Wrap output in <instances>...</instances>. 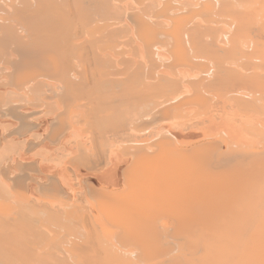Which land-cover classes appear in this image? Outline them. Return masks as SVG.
Segmentation results:
<instances>
[{"label": "rangeland", "instance_id": "obj_1", "mask_svg": "<svg viewBox=\"0 0 264 264\" xmlns=\"http://www.w3.org/2000/svg\"><path fill=\"white\" fill-rule=\"evenodd\" d=\"M9 1L0 0L1 6ZM29 1L33 5V0ZM98 1H102L103 5L99 6ZM154 1L155 5L151 6L148 4L150 0H74L89 6L92 14L85 21L74 13H62L69 26V33L64 28L65 32L63 26L55 27L60 28L58 34L63 30L66 33L67 37L60 35L62 38L56 31L58 36H55L54 30H50L52 28H29L34 34L32 31L30 33L25 26L23 11H15L13 15L12 10L1 7L0 233L6 231L7 234H0V238L7 239L8 247L3 240L0 242L5 250L0 248V264H87L88 257L97 259V255L102 260L113 259V252L117 249L126 251L132 258L126 264H133L145 251L141 249L144 238V242L156 240L159 248L165 251L182 241L186 243V235L176 230L179 228L176 222L181 218L177 215L181 213L180 207L176 205L177 209L170 208V198L165 197L173 194L171 187L163 188L165 192L162 193L163 200H160L158 197L161 193L157 191L160 186L155 183L156 180L152 181V177H155L152 173L158 171L156 168L160 170L172 161L179 170L185 169L183 165L188 164L185 167H190L186 168L189 172L193 166L197 170L204 166L208 175L209 172L218 175L222 171L221 174L229 181L236 174L232 180L240 182L247 201L250 200L249 194L256 193L255 187H258V191L254 200L259 198V202L264 201L259 189L264 181L262 56L255 54L256 57H250L253 50L245 43L239 49L226 51V45L219 42V35L220 29L222 31L229 27H221L218 23L221 21L223 24L226 19L222 21V16L215 14L216 10L211 11L210 6H199L201 0H177L172 1L171 5L168 0ZM211 2L217 5L214 0ZM6 5L8 8L9 4ZM176 6L180 8L179 11V8L173 9ZM189 8L192 9L188 12L186 9ZM105 9L114 13L106 17L98 13V10ZM199 15L203 23L206 20L210 25L219 24V27L214 26L219 33L215 40L217 49H210L207 45L194 49L188 44L184 27L189 29L195 22L202 23ZM212 20L218 21L214 23ZM4 28L12 31L10 39L2 35ZM35 34L40 37L45 35V38L40 39L37 35L39 42ZM173 39L179 42L174 43ZM2 41L5 44H1ZM244 63L252 64L247 67ZM244 66L248 68L247 71ZM220 69L228 76L226 80H223L225 77L220 79ZM241 105L245 110L240 108ZM244 157L256 163L251 165V160L248 162L251 166L245 167L244 164L248 163ZM202 159L203 164L199 163ZM196 160H199V164H195ZM182 161L186 164L180 166ZM239 161L244 167L240 168L242 164L237 166ZM152 163L161 166L153 169L155 166L151 168ZM171 164V168L163 167L159 174L166 172L165 169L178 172ZM197 164L202 165L197 168ZM3 166H6L3 170L8 167L9 171H3ZM202 168L199 171L205 174ZM242 168L247 169L244 171ZM149 169H153L151 174L148 171L151 179L145 174ZM137 172L140 181L135 179ZM155 175L157 178L158 174ZM145 179H149L148 185ZM136 180L138 183H135ZM250 180L253 185H248ZM142 181L144 184L141 183L140 187L139 182ZM244 196L240 197L239 203L243 202L241 199L246 201ZM160 205L164 206L163 211H159ZM252 207L245 208V211ZM255 207L259 209L257 205ZM169 209L174 214L168 220H172L170 226L167 222L160 227L162 216H166ZM249 210L246 219L257 217L255 214L262 212L260 209L259 213H250ZM199 211L202 212L200 207ZM198 216L206 217H203L204 213ZM175 217L179 219L176 218V221ZM142 220L149 222L145 224ZM135 221L149 228L140 229L139 224L135 227ZM129 223H132L131 226ZM125 225L130 227L128 233L125 232ZM88 229L89 232L92 229L91 234ZM147 229L156 238L148 235ZM11 234L13 239L8 237ZM16 234L21 237L18 236L19 241L14 239ZM130 234L136 236L135 239ZM22 235L28 242L24 236L26 242L22 239ZM30 237L33 243L37 240L40 242H36L37 247L34 245L38 250L32 248L35 252L31 249L33 244ZM68 237L77 244L87 242L92 237L93 240H90L94 243L90 245L87 242L88 246L82 242L84 248L86 244V250L80 244L81 248L78 246L79 249H76V246L74 249L72 245L76 243H70ZM8 239H11V243ZM20 239L26 245L30 242L32 246L25 247L22 243L20 248ZM15 242H19V245H15ZM122 242L126 245L125 250L120 246ZM69 244L72 249L68 247ZM88 247L93 251H89ZM174 253L175 250L171 254ZM161 254L158 252L155 257ZM179 255L177 253L175 256ZM116 256L119 258L120 255Z\"/></svg>", "mask_w": 264, "mask_h": 264}, {"label": "bare ground", "instance_id": "obj_2", "mask_svg": "<svg viewBox=\"0 0 264 264\" xmlns=\"http://www.w3.org/2000/svg\"><path fill=\"white\" fill-rule=\"evenodd\" d=\"M11 1V0H10ZM10 1H9V3H4V2H2V3H4V6H5V8L6 9H8L9 11L10 10H12V13H13V15H15L14 14V12L15 11H23L24 13H23V17H24V20H25V26H26V29L30 32V31H32L31 29L29 30V28H52V29H50L51 31L52 30H54V32H53V34H56L57 33V30L58 29H60V28H58V29H56L57 27H60V26H63V29L65 28L66 30H67V28L69 27V26H67V21L66 20H64L63 19V14L62 13H68L69 15H71V13H74L76 16H78L81 20H85V21H87L88 20V18H89V16H90V14H92L91 12H92V9L89 7V6H86L84 3L82 4V3H76V2H74V0H33V5H31L30 4V1L29 0H12L13 1V3L10 5ZM169 2H170V5H171V3H172V1L174 2V1H177V0H168ZM178 1H181V0H178ZM177 1V2H178ZM192 1H195V0H192ZM202 1V3L201 4H199V6H203L202 8H204V6H210L211 7V11H215L216 10V12H215V14H217L218 13V15H220V16H222V21L223 20H225L226 19V21L224 22L223 21V24H222V22L221 21H218V20H212L214 23H215V21H218V23L220 24V26L222 25V26H228L229 28L228 29H226V30H222L221 31V29H220V35H219V37H220V40H219V42L221 43V44H224V45H226V48H225V50L226 51H234V50H236V49H239L240 48V46H242V44H246V45H248L250 48H251V50H253V51H251L252 53L253 52H255L253 55H257L258 56V54H259V56L258 57H260V55L262 56V61H264V58H263V55H264V0H214L215 1V3L217 4L216 6H215V4L213 5L212 4V0H201ZM6 4H9L10 5V7H9V5H8V8H7V5ZM98 4H99V6H101V5H103V2L102 1H98ZM148 4H150L151 6H154L155 5V1L154 0H150V2H148ZM239 5V6H238ZM4 6H3V4H2V6H1V3H0V9H2L1 7H3L4 8ZM21 8H20V7ZM172 6H175V5H172ZM198 6V7H199ZM213 6H215V7H213ZM22 7H23V10H21L22 9ZM182 7V6H181ZM177 8H179L178 6H176L175 8H173L174 10L175 9H177ZM20 9V10H19ZM25 9V10H24ZM185 9V8H184ZM192 9V8H191ZM190 8L189 9H186L188 12H189V10H191ZM178 11L180 10V8L179 9H177ZM181 10H183V8L181 9ZM194 10V12H195V8L193 9ZM187 12V13H188ZM98 13H100V15H103V16H109V15H111L112 13H114V12H110V11H108V10H104V11H100V10H98ZM116 13V12H115ZM191 13H193V12H190V14ZM178 14V13H177ZM186 14V13H185ZM73 17V16H72ZM225 17V18H224ZM227 17L229 18V19H227ZM198 18H200V20H202L201 19V16L199 15V17ZM1 20V19H0ZM208 20V19H207ZM175 21H178L177 19H175ZM210 21V20H209ZM208 22V21H207ZM206 20H204V23H203V20H202V23L201 22H195L192 26H190L189 27V29H186V27H184V29H185V32H186V36L188 37V44L189 45H191L192 47H194V49H202L203 47H204V45H207L210 49H213V48H218V46L217 47H215L217 44H216V42H215V40L217 39V36H218V34L219 33H217V29L215 28L216 26H218L219 27V24L217 25L216 23H215V25H210V23H209V25H207L206 23ZM221 22V23H220ZM227 22V24L226 25H224V23H226ZM206 24V25H205ZM66 25V26H65ZM177 25V24H176ZM206 27V28H202V27ZM215 26V27H214ZM221 26V27H222ZM56 27V28H55ZM226 28V27H225ZM56 29V30H55ZM64 29V30H65ZM4 31H3V33L4 34H2V35H4V36H6V38H11L12 37V31L10 30V29H8V28H4L3 29ZM64 30H63V32H60L58 35H59V37H60V35H66V33L64 34ZM65 30V32H67ZM213 30V32L211 33V31ZM50 31V32H51ZM55 31H56V33H55ZM206 31V32H205ZM31 33V32H30ZM32 33L34 34V32L32 31ZM68 33H69V31H68ZM181 33V32H180ZM182 33H183V31H182ZM206 33H210V34H206ZM55 35V36H58V35ZM221 34H222V36H221ZM38 35V34H37ZM36 34H35V37L37 36ZM179 35H181V34H179ZM185 35V34H184ZM39 36V35H38ZM45 35H43L42 37H40V39L41 38H43ZM39 37H36L37 38V40L39 39ZM63 37V36H62ZM62 37H60V38H62ZM66 37H67V35H66ZM66 37H64V38H66ZM45 38V37H44ZM47 38V37H46ZM40 39L38 40L39 42H40ZM207 39V42H205V40ZM49 40V39H48ZM181 40V39H180ZM52 41V40H51ZM181 41H183V39L181 40ZM173 42L174 43H178L177 42V39H176V42H175V40L173 39ZM185 42V41H184ZM3 43V41L1 42V44ZM38 43V42H37ZM183 43V42H182ZM219 43V44H220ZM3 44H5V43H3ZM208 48V49H209ZM208 50V51H210V53H212V51L211 50ZM88 50V49H87ZM207 50V49H206ZM200 51V50H199ZM214 51H216V50H214ZM252 53H251V55H252ZM213 54V53H212ZM205 55H206V53H205ZM250 55V57H256V55L255 56H251ZM260 58H258V59H256V60H259ZM253 61L255 60L254 58L252 59ZM212 62V61H211ZM249 64H252V63H249ZM249 64H245L244 63V65H246L247 67L248 66H250ZM225 65H226V63H225ZM229 65V64H228ZM252 66V65H251ZM255 65H253L252 67H254ZM258 66V65H257ZM252 67H250V69L252 68ZM244 68H245V66H244ZM248 69V68H247ZM247 69L245 68V70L247 71ZM254 69H256V68H254ZM254 69H252V70H254ZM264 69V68H263ZM256 71H258V70H256ZM262 71V70H261ZM254 72V71H253ZM218 74H220V79H222V77H225L223 80H226L227 78H228V76L226 77V75H225V72L222 70V69H220L219 71H218ZM23 75V74H22ZM264 79V78H263ZM223 80H221L220 82H222ZM30 85V84H29ZM28 85V86H29ZM32 85H33V83H32ZM26 88H27V85H26ZM25 88V89H26ZM22 90H24V89H22ZM21 90V91H22ZM82 90V89H81ZM46 91V90H45ZM249 95V94H248ZM108 96H109V94H108ZM237 98V100H238V97H236ZM240 98V97H239ZM110 99V98H109ZM233 99H235V98H233ZM241 99V98H240ZM233 101H235L236 102V100H233ZM240 101V100H239ZM248 103V102H247ZM238 104V103H237ZM251 105V104H250ZM242 106L244 107V105H241V107L240 108H242ZM252 106V105H251ZM238 107V106H237ZM239 108V107H238ZM20 109V108H19ZM243 109V108H242ZM16 110H18V109H16ZM243 110H245V109H243ZM252 110H254V109H252ZM255 111H257L256 109L254 110V112ZM17 112V111H16ZM258 112V111H257ZM2 113V112H1ZM6 113V112H5ZM8 114V113H7ZM6 114V117L8 116ZM13 116V115H12ZM11 116V117H12ZM23 117H24V115H22ZM16 117V116H15ZM14 117V118H15ZM25 118H26V116H25ZM13 119V118H12ZM14 120V119H13ZM15 121V120H14ZM17 121V120H16ZM15 121V122H16ZM12 122V121H11ZM19 122V121H18ZM17 124V123H16ZM36 127V126H35ZM17 130V129H16ZM15 130V131H16ZM13 133V132H12ZM11 134V133H10ZM12 135H14V133L12 134ZM20 137V136H19ZM196 147V146H195ZM262 155V154H261ZM260 155V157H262ZM245 156V155H244ZM259 157V158H260ZM201 159V158H200ZM242 159V161H243V158H241ZM240 159V160H241ZM244 159H246V157H244ZM189 160V159H188ZM252 160V159H251ZM250 160V161H251ZM261 160V159H260ZM171 161V160H170ZM190 161V160H189ZM197 161V160H196ZM195 161V164L196 163H198V161L196 162ZM203 159L201 160V162H199V163H202L203 164ZM249 160H248V158L246 159V163H248V162H250ZM253 161V160H252ZM257 161H258V156H257ZM264 161V160H263ZM173 162V161H172ZM171 162V163H172ZM181 162V161H180ZM240 162V161H239ZM259 162V161H258ZM170 162H168V164L166 165V167L168 168V167H170V164H171ZM185 163V161H182V163H180L181 165L180 166H182L183 164ZM192 163L194 164V162L192 161ZM198 163V164H199ZM243 163H244V161H243ZM254 163V161L251 163V165ZM256 163V162H255ZM254 163V164H255ZM153 164V163H152ZM186 164V163H185ZM198 164L196 165V166H198ZM201 164V165H202ZM228 164V163H227ZM238 164H242L241 162L240 163H237V166H238ZM253 164V165H254ZM259 164V163H258ZM262 164V163H261ZM4 165V164H3ZM171 165H174V163H172ZM188 165V164H187ZM187 165H185V166H187ZM200 165V166H201ZM245 165V167L246 166H251V165H249V163H248V165L247 164H244ZM7 166V165H6ZM6 166H3L2 167V170H3V168L4 167H6ZM155 166V164H153L152 166H151V168L152 167H154ZM159 166H161V165H159L158 164V166H155L153 169H155L156 167H159ZM184 165H183V167L185 168V169H182V170H179L178 168H177V166H176V168H177V170H179L178 172L177 171H175L174 169H170V171L168 170H166L165 169V171L166 172H163L162 174H159V173H161L162 172V170L164 169V168H166V167H164V166H162V169H160L161 170V172H160V170L158 169V168H156L158 171H157V173H155V174H158V176H157V178H155L156 177V175L155 174H153L152 173V175L153 176H155V177H152L153 179H152V181H154L155 182V180H156V182L155 183H157L160 187H157L158 188V193H161V195L158 197L160 200H163V196H162V193H164L165 191H164V189L163 188H168V187H171V189H172V193L173 194H171L170 196H165V197H168V198H170L169 199V203H170V208H174V209H177V207L178 206H176V205H179V211H181V213H179V214H177V215H179V218H177V217H175V219L177 218V219H179L178 220V222H176V224H178L179 223V228L178 229H176V230H178L179 231V233L181 232L182 233V235L184 234V235H186V238H188L187 239V241H186V243L185 242H181V243H178V244H175V246L173 245V249H171V250H163V249H161V248H159V246L157 245V243H156V240H152L150 243L148 242V241H146V242H144V240L146 239V238H144L143 236H144V233H145V230H144V233H142V231H141V233L143 234H140V235H142V237L144 238L143 240H141V241H143L142 242V244H141V249H143L144 248V252H142L141 253V255L139 256V258H137L138 259V261L136 262V263H133V264H264V201H262V202H259V201H261V200H259V198H257V201H256V199L254 200V195L255 194H257V191H258V187L256 188L255 187V189L257 190V191H255L254 193V195L252 194V195H250L249 193H251L250 192V190H251V188L250 187H248V185H253L252 184V182H251V180L249 181L250 183L246 186L247 187V190L249 191V193L248 192H246L247 194H249L248 195V198L250 197V200L249 201H247V196L245 195L244 196V193H245V190H244V188H241L240 186H239V184H240V182L238 183H236L234 180H232L234 177H235V175H234V177H232L231 176V180L229 181V180H227L228 178L227 177H225V176H223L222 174H221V172H220V174H221V177H220V174L218 173V175H215L214 173H212L211 174V172H209V174L210 175H208L207 173V171H205V168H204V166H202L201 168H202V170L203 171H205V174H203L204 172H201V171H199V170H201V168L200 169H196L194 166L190 169V172H189V170H186V168L187 167H185ZM200 166H198L197 168H199ZM240 166V165H239ZM238 166V167H239ZM243 166V164L240 166V168ZM256 166V165H255ZM164 167V168H163ZM173 167V166H172ZM229 166H227V168H228ZM244 167V166H243ZM253 167V166H252ZM23 168V167H22ZM160 168V167H159ZM174 168H175V165H174ZM175 168V169H176ZM188 168H190V167H188ZM187 168V169H188ZM239 168V169H240ZM248 168V167H247ZM247 168H245V169H247ZM251 168V167H250ZM254 168V167H253ZM259 168V167H258ZM262 168H263V166H262ZM7 170L9 169L8 167L6 168ZM6 169H4V170H6ZM37 169V168H36ZM153 169H149V170H147L146 172L147 173H145V174H147L146 175V177L148 176V178L149 179H151L150 178V176H152V175H150L151 174V171L153 170ZM229 169H230V167H229ZM244 168H242V170H243ZM245 169H244V171H245ZM3 170V171H4ZM132 170V169H131ZM221 170V169H220ZM241 170V171H242ZM255 169H253V171H254ZM263 170V169H262ZM9 171V170H8ZM148 171H150V174L148 175ZM198 171L200 172V173H202V174H199L198 173ZM240 171V170H239ZM249 171V170H248ZM247 171V172H248ZM253 171H251V172H253ZM256 172L258 171V169L257 170H255ZM153 172V171H152ZM156 172V171H155ZM207 172V173H206ZM217 172V171H216ZM215 172V173H216ZM224 173H225V171H223ZM36 173V172H35ZM140 173V172H139ZM226 173H228V172H226ZM235 173V172H234ZM233 173V174H234ZM262 173V172H261ZM136 174V173H135ZM140 174H142V175H144L145 176V174L144 173H140ZM207 174V175H206ZM217 174V173H216ZM230 174V173H229ZM248 174H249V172H248ZM263 174V173H262ZM238 175H240V174H238ZM250 175V174H249ZM253 175V174H252ZM264 175V174H263ZM138 176V172H137V175H136V178L134 177V175H133V177L135 178V179H137V180H139L138 178L139 177H137ZM228 176V175H227ZM241 176V175H240ZM244 176V175H243ZM254 176H256V175H254ZM0 177H1V175H0ZM30 177V176H29ZM132 177V178H133ZM146 177H143V178H146ZM230 177V176H229ZM2 178V177H1ZM134 178H133V180H134ZM143 178L141 179V180H143ZM222 178H224V179H222ZM227 178V179H226ZM244 178V177H243ZM246 178V177H245ZM247 178H249V177H247ZM253 178V177H252ZM255 178V177H254ZM149 179H147V180H149ZM238 179V178H237ZM263 179V178H262ZM137 180H136V182L135 183H138L137 182ZM146 180V179H145ZM147 180H146V182H145V184H147L148 185V183H147ZM224 180V181H223ZM226 180V181H225ZM239 180V179H238ZM264 180V179H263ZM140 181V180H139ZM241 181V180H240ZM262 181V180H261ZM30 182H32V181H30ZM125 182V181H124ZM29 183V182H28ZM135 183H134V185H135ZM140 184H139V186L141 187V183H143V181L142 182H139ZM243 183V182H242ZM257 183V182H256ZM144 184V183H143ZM149 184H150V182H149ZM156 184V185H157ZM260 184H262V183H260ZM259 184V185H260ZM30 185V184H29ZM155 185V186H156ZM241 185V184H240ZM135 186H137V185H135ZM255 186H257V184L255 185ZM9 187V186H8ZM243 187V186H242ZM252 187H254V186H252ZM262 187H263V189H262ZM159 188H161L160 189V191H159ZM249 188H250V190H249ZM254 189V190H255ZM260 190H262V191H264V181H263V186H261L260 188H259ZM9 191H10V189H9ZM131 191V190H130ZM129 191V192H130ZM156 191V192H157ZM242 191H244V193L242 192ZM262 191H260L261 192V195L260 196H262V195H264L263 193H262ZM241 192V193H240ZM131 193V192H130ZM240 193V194H239ZM176 194H182V195H176ZM241 194H243L242 196H241ZM243 196L245 197V199H246V201L245 200H243V199H241V201H243V202H241V203H239V201H240V197L241 198H243ZM251 196H253V197H251ZM259 196V197H260ZM261 198V197H260ZM262 198L264 199V196H262ZM262 199V200H263ZM253 200H254V202H253ZM246 202H248V203H246ZM249 202H250V204H249ZM253 204H252V203ZM256 202H258V203H256ZM1 203V202H0ZM240 204L241 205V207H240V205H238L237 206V204ZM261 203H263V204H261V207H260V204ZM5 204V203H4ZM6 204H8V203H6ZM164 204H166V206L168 207V205H167V203H164ZM259 207V209L258 210H262V212H260V211H258L257 209H256V205ZM243 205V206H242ZM249 205H254L253 207L252 206H249ZM4 206V205H3ZM248 208H250V207H252L251 208V210H249V212L251 213V212H253L254 211V213L257 211L258 213L260 212V214H255V215H257V217L255 218H249V216H248V218L249 219H246V217H245V215L248 213V210H247V212L245 211L246 209H247V207ZM0 207H1V205H0ZM9 207V206H8ZM159 207V206H158ZM162 207H164L163 205L161 206L160 205V210L159 211H163V208ZM198 207V208H197ZM199 207H200V210L202 211L201 213H200V211L199 212H197V210H199ZM240 207V208H239ZM263 207V208H262ZM4 208H5V206H4ZM7 208V207H6ZM155 208H156V210L158 209L156 206H155ZM246 208V209H245ZM256 209V210H255ZM0 210H1V208H0ZM5 210V209H4ZM7 210V209H6ZM8 211V210H7ZM171 211H170V209L165 213L166 214V216L164 215V214H162V213H160L161 215H164V216H162V217H164V218H162L161 219V222H160V227L163 225L164 226V224L165 223H167L168 222V220H169V218L172 216V215H174L173 213H170ZM9 213V211L7 212V214ZM148 213V212H147ZM159 213V212H158ZM198 213H200V214H202V213H204V216L203 217H205V218H202V216H201V218L198 216V215H200V214H198ZM249 213V214H250ZM6 213H5V215H7ZM16 214V213H15ZM144 214H146V213H144ZM143 214V215H144ZM150 214V213H149ZM155 214H156V212H155ZM2 215H4V213L2 214ZM2 215H1V217H2ZM152 215H154V214H152ZM158 216H161V215H159V214H157ZM197 215V216H196ZM258 215H259V217H258ZM17 216V215H16ZM128 216H130V215H128ZM127 216V217H128ZM132 216V215H131ZM144 216H147V215H144ZM251 216H254V214L253 215H250V217ZM147 217H150V216H147ZM198 219H197V218ZM242 217H245V218H242ZM5 218V217H4ZM200 218V219H199ZM11 219V218H10ZM177 219H176V221H177ZM194 219V220H193ZM196 219V220H195ZM12 221H15V220H13V218L11 219ZM16 220H17V218H16ZM1 221V220H0ZM6 221V220H5ZM4 221V222H5ZM8 221L9 220H7V224H8ZM88 221V220H87ZM86 221V222H87ZM143 221V220H142ZM172 221V220H171ZM171 221L170 222H168L167 224L170 226V223H171ZM16 222V221H15ZM130 222V221H129ZM136 222V221H135ZM139 222V221H138ZM146 223H148L149 221H145ZM144 221H143V223H145ZM158 222V221H157ZM88 223V222H87ZM126 223V222H125ZM133 223V222H132ZM132 223H129V225L131 226V224ZM145 223V224H146ZM1 224V223H0ZM85 224V223H84ZM139 225H140V223H138ZM138 224H137V222L135 223V225H137V226H135V227H138ZM141 224H142V222H141ZM144 224V225H145ZM175 224V225H176ZM17 225H20V224H17ZM79 225V224H78ZM89 225V224H88ZM128 225V224H127ZM127 225H125V227H127ZM133 225H134V223H133ZM143 225V224H142ZM142 225H140L139 226V228L141 229V228H149V226H142ZM147 225H149V224H147ZM155 225V224H154ZM153 225V226H154ZM157 225V224H156ZM159 225V224H158ZM2 226H4V225H2ZM8 226H10V225H8ZM22 226V225H21ZM24 226V225H23ZM42 226H44V225H42ZM90 226V225H89ZM112 226V225H111ZM142 226V227H141ZM152 226V227H153ZM1 227V226H0ZM13 227V226H12ZM14 227H15V224H14ZM81 227V226H80ZM112 227H115V226H112ZM117 227H118V225H117ZM151 227V226H150ZM175 227H178V226H175ZM175 227H173V228H175ZM6 228V227H5ZM11 228V227H10ZM22 228V227H21ZM46 228V227H45ZM50 228V227H49ZM48 228V229H49ZM87 228H89V227H87ZM86 228V229H87ZM130 228V227H129ZM128 227L127 228H124V229H126V231L125 232H127L128 233V229H129ZM138 228V229H139ZM3 229H4V227H3ZM133 229V228H132ZM131 229V230H132ZM152 229H154V228H152ZM157 229V228H156ZM9 230V229H8ZM10 230H12V229H10ZM22 230V229H21ZM23 230L25 231V229L23 228ZM53 230V229H52ZM91 230L92 229H90V232H89V229L87 230L90 234H91ZM130 230V231H131ZM155 230V229H154ZM19 231H20V229H19ZM27 231H28V229H27ZM47 231V230H46ZM140 231V230H139ZM147 231L149 232V234L148 235H152V233L150 232V230H148L147 229ZM146 231V232H147ZM156 231V230H155ZM170 231H171V229H170ZM1 232V231H0ZM6 232V231H5ZM5 232H2V233H4V234H7V233H5ZM15 232V231H14ZM38 232V231H37ZM50 232V231H49ZM53 232H54V230H53ZM124 232V233H125ZM147 232V233H148ZM156 232H158V231H156ZM156 232H154V233H156ZM168 232H169V230H168ZM2 233H0V234H2ZM16 233V232H15ZM132 233V232H131ZM160 233H162V231L160 232ZM178 232H177V235L179 234ZM180 233V234H181ZM9 234V233H8ZM22 234V233H21ZM26 234V233H25ZM89 234V235H90ZM122 234V233H121ZM133 234V233H132ZM130 234L131 236H133V235H135V234ZM166 234H167V232H166ZM17 235V237L15 238V236H14V239H16V240H18L19 238H18V236L20 237V235H18V234H16ZM86 235H88V234H86ZM92 235H94V233L92 234ZM146 235V234H145ZM183 235V236H184ZM1 236V235H0ZM2 236H5V235H3L2 234ZM11 237V239H13L12 237H13V234H11V235H8V237ZM23 236H24V239L25 240H27V242H28V239L25 237V235H22V239H23ZM30 236H33V235H30ZM76 236H78V235H76ZM91 236V235H90ZM121 236V235H120ZM119 236V237H120ZM153 236V235H152ZM183 236H181V237H183ZM9 237V238H10ZM28 237V236H27ZM85 237V236H84ZM87 237V236H86ZM89 237V236H88ZM118 237V240H120V238ZM134 237V236H133ZM136 237V236H135ZM135 237L133 238V239H135ZM150 237V236H149ZM148 237V238H149ZM154 237L156 238V236L154 235L153 236V239H154ZM177 238H178V236H176ZM175 237V238H176ZM2 238H4V237H2ZM21 238V237H20ZM29 238V237H28ZM33 238V237H32ZM69 238V237H68ZM68 238H66V240H67V242H70V240L68 239ZM92 238V237H91ZM91 238H89L88 240H87V238L85 239V240H87V242L91 245V243H92V245H93V243L94 242H92V240H93V238H92V240H90ZM174 238V239H175ZM180 238V237H179ZM178 238V240H180ZM184 238V237H183ZM1 239V238H0ZM11 239H8V241L10 240L11 241ZM22 239H20V248H21V246H25L26 245V241L25 242H22ZM30 239H31V237H30ZM3 239H1L0 240V242L2 241ZM5 240H7V239H5ZM5 240H3L4 242H6V246H7V241H5ZM32 240L33 239H31V241L30 242H32ZM36 240V239H35ZM46 240V239H45ZM45 240H43V243H44V241ZM69 240V241H68ZM74 239H72L71 240V242L70 243H72V244H75L76 243V245L74 246V245H72L73 247L72 248H74V247H76V249L78 248V246H79V244L80 243H78L77 244V242H75V243H73L72 241H73ZM89 240L91 241V242H89ZM98 240V239H97ZM148 240V239H147ZM150 240V239H149ZM9 241V242H10ZM19 241V240H18ZM75 241V240H74ZM78 241V240H77ZM176 241H177V239H176ZM181 241V240H180ZM14 241H12V243H13ZM30 242H29V245H30ZM36 242H38V243H40L38 240L37 241H35V243H31V244H33V247H31L32 245H30V247H31V249L32 248H34L35 249V247H37L36 245H37V243ZM82 242H84V243H87L86 241H82ZM81 242V244H84V243H82ZM95 242L97 243V241L95 240ZM11 243V242H10ZM18 243H16L15 242V245H17ZM22 243H24L23 245H22ZM42 243V242H41ZM87 243V244H88ZM123 243V245H121ZM122 243H120V246L124 249L125 248V246L126 245H124V242H122ZM182 243H184L185 245H180V244H182ZM3 244V243H2ZM18 244V245H19ZM36 244V245H35ZM80 244V246H82ZM89 244H88V246H89ZM98 244V243H97ZM96 244V245H97ZM106 244V243H105ZM133 244L134 245H136L134 242H133ZM28 245V244H27ZM27 245L25 246V247H27ZM28 245V246H29ZM34 245H35V247H34ZM39 245V244H38ZM41 245V244H40ZM43 245V244H42ZM99 245V244H98ZM134 245H132V246H134ZM3 246L4 247H6L4 244H3ZM12 246L13 245H11V249H12ZM70 246V248H71V244H69L68 245V247ZM79 246V248H81ZM84 246V245H83ZM82 246V247H83ZM100 246V245H99ZM120 246H119V248H120ZM8 247V246H7ZM39 247V246H38ZM41 247V246H40ZM87 246H86V244H85V248H86ZM91 247V246H90ZM93 247H95V245L94 246H92V249H93ZM96 247H98V246H96ZM136 247H137V245H136ZM0 248H2L1 250H4V248L2 247V246H0ZM10 248V247H9ZM9 248H5L7 251L9 250ZM18 248V247H17ZM42 248H44V247H42ZM41 248V249H42ZM64 248V247H63ZM71 248V249H72ZM78 248V249H79ZM84 247H83V249L84 250H86ZM89 248V247H88ZM87 248V249H88ZM100 248H102L101 246H100ZM99 248V249H100ZM129 247H127V249H128ZM172 248V247H171ZM184 248V249H183ZM27 249V248H26ZM34 249H32V250H34ZM37 249V248H36ZM35 249V250H36ZM66 249H68V248H66ZM66 249H64L67 253H69L70 251H67ZM75 249V248H74ZM92 249H88L89 251H91ZM95 250H96V248H94ZM111 249V248H110ZM25 250V249H24ZM35 250H34V252H35ZM38 250V249H37ZM83 250V251H84ZM97 250H98V248H97ZM102 250V249H101ZM101 250H98L99 252L101 251ZM106 251V253H107V249H105ZM118 251H116V252H113L114 253V255H115V257H112L113 259H108V260H104L105 258H103V256H104V254H105V252H103L102 254L103 255H101V258H103V260L102 259H100V257H97L96 256V254H95V256H96V258L97 259H95V257H94V259H93V257H91L93 260L91 261L90 259V257H88V259H86L87 261V264H96V263H98V264H110V263H112V264H126L128 261H131L132 260V258H130V256L129 255H127L128 253L126 252V251H123L122 249H117ZM125 250V249H124ZM158 250V251H157ZM175 250V253H174V255H172L171 253L173 252ZM5 251V250H4ZM42 251V250H41ZM78 252H79V250H77ZM93 251V250H92ZM102 251H104V247H103V250ZM101 251V252H102ZM143 251V250H142ZM169 251V252H168ZM10 252V251H9ZM8 252V253H9ZM25 252H27V251H25ZM24 252V254H26ZM58 252V251H57ZM77 252V253H78ZM87 252V251H86ZM85 252V253H86ZM160 253V252H162V254L161 255H158V257H155L156 255H157V253ZM165 254H164V253ZM178 253V255H179V252H181V254L179 255V256H175L177 253ZM7 253V252H6ZM7 253V254H8ZM11 254H12V252H10ZM14 253V252H13ZM43 253V252H42ZM76 253V252H75ZM88 253V252H87ZM96 253V252H95ZM109 254H110V251L108 252ZM107 253V254H108ZM131 253V252H130ZM21 255H22V253H20ZM41 254V253H40ZM89 254V253H88ZM13 255H15V254H13ZM79 255V254H78ZM116 255H120L119 256V258L116 256ZM7 256V255H6ZM5 256V257H6ZM12 256V255H11ZM16 256L18 257V255L16 254ZM41 256V255H40ZM73 256V255H72ZM105 256H106V254H105ZM4 257V258H5ZM33 258L35 257V256H32ZM67 257V256H66ZM4 258H2L3 260H5ZM57 258V257H56ZM100 260H102L103 261V263H102V261L101 262H98V260L99 259ZM110 258V257H109ZM11 259V258H10ZM18 259V258H17ZM32 259V258H31ZM36 259V258H35ZM39 259H41V258H38V260ZM68 259V258H67ZM9 260V259H8ZM7 260V261H8ZM16 260V259H15ZM14 260V261H15ZM34 260V259H33ZM48 260V259H47ZM99 260V261H100ZM0 261H1V258H0ZM80 261H81V259H80ZM84 261V260H83ZM97 261V262H96ZM62 262V261H61ZM73 262V261H72ZM75 262V261H74ZM73 262V263H74ZM77 262V261H76ZM85 262V261H84ZM115 262H117V263H115ZM19 263V262H18ZM37 263V262H36ZM9 264H10V262H9ZM11 264H12V262H11ZM14 264V263H13ZM21 264H22V262H21ZM29 264V263H28ZM80 264V263H79ZM84 264H86V263H84Z\"/></svg>", "mask_w": 264, "mask_h": 264}]
</instances>
